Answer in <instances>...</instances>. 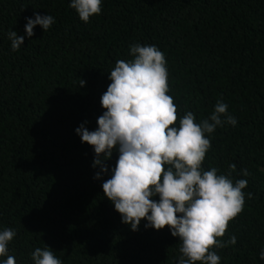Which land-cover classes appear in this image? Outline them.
Listing matches in <instances>:
<instances>
[{
  "label": "trees",
  "instance_id": "trees-1",
  "mask_svg": "<svg viewBox=\"0 0 264 264\" xmlns=\"http://www.w3.org/2000/svg\"><path fill=\"white\" fill-rule=\"evenodd\" d=\"M69 4L0 0V231L16 232L7 255L34 264L31 253L47 246L62 264H178L167 226L141 220L133 231L103 194L118 151L96 179L94 149L75 132L97 129L109 73L138 43L165 56L177 124L189 111L208 118L217 101L236 119L206 134L202 169L229 175L235 164L233 182L248 181L243 211L217 238L236 244L211 250L219 264H264V0H101L87 23ZM36 14L55 22L27 37ZM9 31L25 37L16 51Z\"/></svg>",
  "mask_w": 264,
  "mask_h": 264
},
{
  "label": "clouds",
  "instance_id": "clouds-1",
  "mask_svg": "<svg viewBox=\"0 0 264 264\" xmlns=\"http://www.w3.org/2000/svg\"><path fill=\"white\" fill-rule=\"evenodd\" d=\"M79 19L85 23L101 13V0H70ZM25 34L34 35L40 25L44 31L55 22L51 15L26 18ZM13 51L24 43V36L8 32ZM129 61L117 60L109 73L111 83L101 96L105 109L97 119V129L89 131L83 124L75 129L82 143L91 145L95 158L93 167L99 179L108 171L104 161L114 149L119 153L111 178L102 184L103 194L121 215L122 222L136 231L141 220L145 228L161 230L167 226L179 238L178 264H219L213 248L236 244L232 236L223 242L228 224L244 208L248 181L230 178L236 165H229V175H218L213 167L204 171L202 163L211 148L209 135L218 126H235L236 119L228 113V105L217 101L208 118L196 122L186 112L177 124V106L168 95V72L164 54L155 45H130ZM83 80H79L81 86ZM209 134V135H206ZM248 176L247 169L242 170ZM248 198L252 193H248ZM159 197L158 200L153 199ZM16 232L0 231V256L3 264H16L8 254V244ZM264 260V249L260 251ZM34 264H62L49 247L31 253Z\"/></svg>",
  "mask_w": 264,
  "mask_h": 264
}]
</instances>
